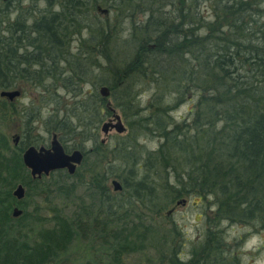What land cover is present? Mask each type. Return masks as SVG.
Wrapping results in <instances>:
<instances>
[{
	"label": "trees",
	"instance_id": "trees-1",
	"mask_svg": "<svg viewBox=\"0 0 264 264\" xmlns=\"http://www.w3.org/2000/svg\"><path fill=\"white\" fill-rule=\"evenodd\" d=\"M43 1L51 13L28 26L19 17L9 23V1L0 2V91L22 80L28 66L41 68L47 61L52 69L41 70L34 79L40 74L45 81L61 79V87L76 91L75 112L63 117L59 110H52L43 124L63 148L65 142L77 137V147L72 150L82 153L80 165L84 166L89 156L94 158L86 170L87 194L78 196L79 201L88 198L89 204L79 203L67 216L57 206L51 207L63 193L71 195L78 189L82 178L76 171L80 166L72 176L59 170L49 178L31 179L20 154L41 143L23 135L24 140L10 149L0 134V264H124L126 256L155 231L151 220L130 215L127 198L124 203L108 199L104 184L108 177L120 181L118 194L128 193V198L148 212L163 210L157 202L162 195L168 196L169 203L182 197L210 199L211 213L204 217L205 230L189 250V260H180L171 249L168 264H240L238 248L244 236L228 242L223 227L253 226L264 231V8L260 9L264 0L256 5L251 0H202L211 9L209 22L197 13L199 0L184 2L180 5L184 9L171 1L112 0L111 4L110 0L109 7L119 14L126 9L146 16V20L137 30L139 37L131 34L129 62L105 73L99 59L109 63L113 55L106 52L111 40L116 42L121 26L97 21L93 10L104 4L103 0ZM164 6L175 13L170 20L160 18ZM85 15H89V23L98 26L83 22ZM75 25L77 36L85 33L87 37L78 38L77 51L72 53L69 43ZM72 59L77 65L70 66ZM113 59L116 61L117 54ZM56 62L67 68L55 67ZM139 82L152 84L155 93L145 106V116L133 93ZM87 83L94 92L82 91ZM102 86L108 90L106 98L95 92ZM187 92L193 100L189 116L175 122L171 113ZM108 98L123 115L129 111L139 122L135 125L133 120L135 129L120 143L131 140L134 145L137 134L160 141L156 149L142 155L137 149L140 153L133 156L128 171L122 161L131 158L134 146L131 152L128 143L108 148L96 140L102 113L110 114ZM30 126L26 118L25 131L30 132ZM86 142L92 143L90 150L83 149ZM115 160L119 163L114 164ZM102 161L106 166L103 173ZM118 170L126 175L116 174ZM75 178L77 188L67 182ZM16 182L26 190L24 201L11 196ZM30 196L49 205L52 216L45 218L44 224L39 220L37 226L25 211ZM13 206L22 209L17 218L9 213ZM34 212L40 216L43 210L36 212L35 208ZM23 220H29L28 228L20 225ZM169 232L176 233L174 227L165 233ZM76 248L77 259H63ZM81 251L88 255L79 262Z\"/></svg>",
	"mask_w": 264,
	"mask_h": 264
},
{
	"label": "rangeland",
	"instance_id": "rangeland-1",
	"mask_svg": "<svg viewBox=\"0 0 264 264\" xmlns=\"http://www.w3.org/2000/svg\"><path fill=\"white\" fill-rule=\"evenodd\" d=\"M117 1V0H116ZM161 3L167 4L169 1L173 2V5L176 7H180V5H185L188 0H160ZM190 1V0H189ZM245 1V0H244ZM263 0H251L253 5ZM103 0L104 4H101L99 7L95 6L93 10V14L96 15L97 21L99 23L105 22L107 24H119L121 26V31L116 33V42L111 40L110 48L107 50L106 53H110L113 55L109 61L106 62L104 59H99V62L104 68L103 72H108L107 69L114 70L113 68L120 69L123 65H125L131 59L133 53V47L128 45L129 39H131V34H135V37H139L140 31L139 28L144 24L146 20V16L137 14L136 12L128 11L126 9H122V13L114 11L110 8V3L113 4L111 0ZM185 2V3H184ZM96 7L100 10H104V12L96 10ZM180 8L184 9L183 6ZM264 8V2L260 4V9ZM58 7H56V10ZM199 12L198 15L202 18L203 21L209 22L212 20L211 9L209 8V4L205 1L199 0L198 4ZM107 10V12H106ZM6 11L8 14L9 23L13 22L17 17L22 19L26 26H28L33 20L39 18L42 15H49L51 13V9H48L45 6V2L43 0H10L9 4L6 7ZM194 12V11H192ZM190 12V13H192ZM175 14L171 11L170 7L164 6L162 9V14H160V18L165 17L167 20H170L172 15ZM193 14V13H192ZM87 15V14H86ZM84 16L83 22L87 24H94V22L89 23V15ZM156 16V15H155ZM76 17H79L76 16ZM77 20V18H76ZM209 20V21H208ZM97 23V24H99ZM94 24L95 27L98 25ZM17 25V24H16ZM1 26V25H0ZM138 26V27H137ZM77 25H75L74 34L70 37L71 41L69 43V48L72 50V53L77 51V43L78 38L81 40L87 35L85 33H81V36L78 37L76 34ZM202 32V31H199ZM1 33V32H0ZM154 35V33H149ZM202 34V33H201ZM21 37L22 35L19 34ZM60 41H63V37ZM127 41V42H126ZM131 44V43H130ZM28 52H31L28 49ZM58 53V52H57ZM60 54V53H58ZM117 54V59L114 61L113 57ZM38 55H41L40 52ZM77 57V56H76ZM72 59L70 66L75 63L77 65V60L73 61ZM59 66L61 69L65 70L67 65L64 63L56 62L55 67ZM110 67V68H108ZM52 68L50 67L49 62H45L40 67L28 66L26 68V72H23L22 80H17L16 83L12 88L8 90H17L19 92V96L15 98L13 101L8 102L6 99L0 98V134L5 137L6 144L9 146L10 149H14L15 146L12 144V138L14 136L18 137L19 141L24 140L23 135H26L27 139L35 140L41 143L39 146H48V142L50 140L51 133L46 132L45 125L43 122L46 120L47 116L52 110H59V116H69L71 112H75L73 109L75 108L73 104H77L78 98L76 91H71L69 88L68 90L64 89L60 86L62 83L61 79L57 82L56 78L54 81L47 80L45 81L40 74L38 79L41 80V85L39 81L34 79L36 75L42 70L45 72H49ZM53 72V70H52ZM15 76H19L20 73H13ZM95 74V73H94ZM36 78V77H35ZM94 81V80H91ZM153 85L150 83H138L137 86L133 88V93H135V99L138 100L139 106L143 109L141 115L145 116L147 111V104L152 101V97L155 95L153 90ZM99 89H96L95 92L98 93ZM83 92H90L92 90V86L90 83H87L82 86ZM156 91V90H155ZM94 92V91H93ZM157 92V91H156ZM99 94V93H98ZM182 103L171 113L172 119L175 122H179L181 119H187L189 114L188 112L191 110L192 107V96L190 92H187L183 96ZM109 102V107L112 108L115 113L120 117V121L125 129L124 133L118 135L114 131H109L107 135L103 136L99 128L103 122L110 118V114L105 115L102 113L101 120L98 124V128L96 131V140L102 145H106L108 148L112 145L128 143L127 147L130 148L132 152L133 146L135 147V152L132 153L130 156L131 158L126 159L125 163L122 161L125 171H128L131 162L134 160L133 156H137L138 152H141V155L144 154L146 151H151L157 148L160 141L157 138H151L148 136L140 137L137 134L138 139H136L131 144V140L121 142L128 134L130 135L131 130H134L133 120L135 125L138 124V119L136 120L137 116H132L131 112L123 113L116 107H114L111 98L107 100ZM77 109V108H76ZM149 109V108H148ZM104 112V111H103ZM28 118L29 123L31 124V130L25 131L24 129V122ZM130 122L132 125L127 123ZM131 128V129H130ZM141 131V130H140ZM130 132V133H129ZM138 132V131H137ZM103 140V143L101 141ZM66 146L64 150L66 152H70L73 146L77 147V137H74L72 141H67L64 143ZM92 143L86 142L83 144L84 150H90ZM124 145V144H123ZM143 145V146H142ZM38 146V145H37ZM36 147V146H35ZM139 151H136V150ZM14 151V150H13ZM139 152V153H140ZM21 155V154H20ZM93 157L89 156L86 164L79 165L80 168L76 171L82 178L81 183L79 184L78 189L74 193L66 194L59 196V199L56 200V204L50 205L51 207L57 206L61 209L64 216L69 215L70 212L74 211L77 208V205L89 204L88 198L82 199L83 201H79L80 198H83L85 194V185L88 182V175L86 170L89 169L91 166V161H93ZM98 159V158H97ZM103 165L101 168V172L103 173L106 166L105 161H102ZM119 161L115 160L114 164H118ZM78 166V167H79ZM77 167V168H78ZM25 169V168H24ZM116 171V170H115ZM140 172H143L142 170ZM25 173L28 175V171L25 169ZM52 173V172H51ZM50 174V173H49ZM45 177L49 178L50 176ZM116 174L126 175V172L117 171ZM22 175V174H21ZM20 175V176H21ZM83 176V177H82ZM55 178V177H53ZM112 180H116L119 185H121L120 181L116 178L108 177L105 184V193L108 195V199L112 203L121 202L124 203L126 198L129 202L130 209H128L130 215L138 217L141 220L149 219L151 220V228L155 231V234L148 233L142 245H138L135 248V252L130 253L126 256L123 260L124 264H168V250L173 249L175 250V255L179 257L180 260L186 261L189 260V250L192 246H194L203 235L205 230V223L204 217L207 213H211L209 210L210 207V199H201L198 197H182L178 198L171 203L166 201L168 196L160 197L157 202L158 204H162L163 207L160 213L156 212H148L147 209L145 210L140 203L137 201L135 202L134 199L128 198V193H120V191L114 192L112 190V186L110 182ZM68 183H72L77 188V178L71 179L67 181ZM20 183H15L11 189V192L15 188L16 185ZM24 188V187H23ZM24 188V194H25ZM10 192V193H11ZM24 201V198L22 199ZM21 201V200H20ZM26 202V212H28L31 218L35 221L37 226L39 225L37 222L39 220H43L41 223L44 224L46 219H50L52 214L49 211V205L46 204L45 201L39 198L33 200L30 196L28 199L25 200ZM80 203V204H79ZM144 204V202H143ZM114 205V204H113ZM17 209L18 206H13ZM11 207L9 213H11ZM36 208V212L40 209L43 210V213L40 216L34 212ZM93 210V209H92ZM154 210V208H153ZM95 211V210H93ZM121 217V216H120ZM133 218V216H129ZM46 218V219H45ZM121 219H123L121 217ZM31 221V220H30ZM27 222L29 220H23L20 222V225L24 224L22 228H28ZM147 223H143L146 225ZM119 226V224H118ZM174 227L175 232H169L168 234L165 233L170 228ZM38 227H36L37 229ZM225 230V234L227 236L228 242H231L232 239H235L238 236H244L243 242L239 246L240 252V264H264V231L259 230L258 228H254L253 226H232L229 227L226 225L223 227ZM163 238H166L164 241ZM156 246V247H154ZM162 247V250L159 248ZM81 256L80 261H84L86 259L84 256L85 251L80 252ZM88 255V254H87ZM63 259L73 260L77 259V248L73 253H69L68 255L64 256Z\"/></svg>",
	"mask_w": 264,
	"mask_h": 264
},
{
	"label": "water",
	"instance_id": "water-1",
	"mask_svg": "<svg viewBox=\"0 0 264 264\" xmlns=\"http://www.w3.org/2000/svg\"><path fill=\"white\" fill-rule=\"evenodd\" d=\"M8 0H0L5 3ZM101 12H105L101 10ZM99 95L102 98L108 96V90L102 86L98 90ZM19 92L17 90H1L0 98L6 99L8 102L17 98ZM106 109L110 113V118L103 122L99 128L100 133L105 136L109 131H114L120 135L124 133L125 129L120 121V117L115 111L109 107V102L106 103ZM18 142V137L12 138V144L15 146ZM103 143V140L101 141ZM83 155L79 150H72L66 153L55 135L51 136L48 146H28L21 152L20 159L22 166L28 171V175L31 179H40L41 177H47L49 173L64 170L67 175L72 176L75 173L76 168L81 164ZM112 190L114 192L120 191L121 186L116 180L110 182ZM11 196L20 201L24 197V188L18 184L11 192ZM21 210L13 207L11 209V217L17 218L20 216Z\"/></svg>",
	"mask_w": 264,
	"mask_h": 264
},
{
	"label": "flooded vegetation",
	"instance_id": "flooded-vegetation-1",
	"mask_svg": "<svg viewBox=\"0 0 264 264\" xmlns=\"http://www.w3.org/2000/svg\"><path fill=\"white\" fill-rule=\"evenodd\" d=\"M8 1H10V0H8ZM8 1H6V2H8ZM5 2V3H6ZM98 11H101L99 8H96ZM107 12V11H106ZM105 13V12H104ZM77 18V17H76ZM76 34H77V31H76ZM19 96V95H18ZM52 135H54V134H52ZM52 135H50V139H51V136ZM56 139L58 140V138L56 137ZM50 141V140H49ZM59 142V141H58ZM18 143V142H17ZM60 143V142H59ZM61 145V144H60ZM62 146V145H61ZM38 147V146H37ZM62 148H63V146H62ZM63 150H64V148H63ZM74 150H77V149H74ZM65 151V150H64ZM72 151V150H71ZM66 152V151H65ZM66 153H69V152H66Z\"/></svg>",
	"mask_w": 264,
	"mask_h": 264
}]
</instances>
